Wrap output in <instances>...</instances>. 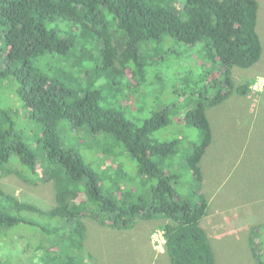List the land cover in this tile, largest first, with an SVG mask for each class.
I'll return each mask as SVG.
<instances>
[{"label": "trees", "instance_id": "1", "mask_svg": "<svg viewBox=\"0 0 264 264\" xmlns=\"http://www.w3.org/2000/svg\"><path fill=\"white\" fill-rule=\"evenodd\" d=\"M259 8L258 0H0V178L15 172L55 183L51 208L0 184V233L15 229L25 237L31 225L43 238L23 263L61 264V240L81 248L88 217L113 229L164 217L171 264H217L203 225L209 201L202 160L213 142L207 110L251 92L252 79L236 84L233 69H248L263 54ZM171 38L202 45L198 73L189 69L180 78L194 105L181 121L201 137L186 156L196 180L188 199L179 198L181 174L168 163L180 141L154 137L172 123L171 109L152 110L139 124L127 114L139 90L159 89L163 76L153 67L172 53ZM64 120L85 145L101 138L94 148L104 158L101 171L80 148L63 144ZM126 151L136 161L134 175L119 159ZM253 248L264 264L261 247ZM87 264H99L90 252Z\"/></svg>", "mask_w": 264, "mask_h": 264}, {"label": "rangeland", "instance_id": "2", "mask_svg": "<svg viewBox=\"0 0 264 264\" xmlns=\"http://www.w3.org/2000/svg\"><path fill=\"white\" fill-rule=\"evenodd\" d=\"M258 1L257 30L263 54L252 67L233 69L235 83L252 79V90L248 95L233 93L224 102L207 110L213 128V142L202 160L203 191L209 201L203 225L213 243L217 264H258L254 244L264 252V0ZM166 48L172 53L168 52L167 59L153 67L154 73L163 76L159 89L153 90V94L139 90L133 104L127 108V114L130 120L139 124L151 116L152 110L171 109L172 123L155 131L154 137L180 141L177 152L168 163L172 165V171L181 174L176 185L179 198L188 199L196 188V180L186 156L201 137L194 126L181 121L194 105L189 100L190 94L184 92L185 82L180 78L189 69L198 73V67H201L198 52L202 45H189L171 38ZM66 124L70 122L64 120L59 126L63 144L80 148L87 160L101 171L104 158L94 153V148L103 142L101 138L94 137L92 145L89 142L85 145L81 132L71 130ZM119 159L126 165L128 175L137 172L136 161L128 151L119 154ZM0 184L5 191L42 208H51L56 203L54 180L35 183L13 172L1 177ZM84 221L87 237L81 248H65L62 243H69L68 238L61 240V264H87L89 252L99 264H171L163 237V225L168 222L164 217L138 220L129 229H113L93 217ZM27 226L25 237L15 234V229L8 237L6 233H0V264L4 256L8 264H32L23 263L22 260L26 261L23 257L29 252L40 251L36 247L43 238L34 233L35 227ZM29 243H32L30 249L27 247Z\"/></svg>", "mask_w": 264, "mask_h": 264}, {"label": "built area", "instance_id": "3", "mask_svg": "<svg viewBox=\"0 0 264 264\" xmlns=\"http://www.w3.org/2000/svg\"><path fill=\"white\" fill-rule=\"evenodd\" d=\"M254 88H257V86L255 85ZM163 237H164V235H163ZM164 239H165V237H164Z\"/></svg>", "mask_w": 264, "mask_h": 264}]
</instances>
